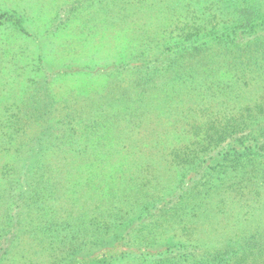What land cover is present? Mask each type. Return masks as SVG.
Masks as SVG:
<instances>
[{"label": "rangeland", "instance_id": "374dc122", "mask_svg": "<svg viewBox=\"0 0 264 264\" xmlns=\"http://www.w3.org/2000/svg\"><path fill=\"white\" fill-rule=\"evenodd\" d=\"M213 1L0 0V264H212L264 229V181L217 176L264 144V53L187 57L264 0Z\"/></svg>", "mask_w": 264, "mask_h": 264}, {"label": "trees", "instance_id": "16d2710c", "mask_svg": "<svg viewBox=\"0 0 264 264\" xmlns=\"http://www.w3.org/2000/svg\"><path fill=\"white\" fill-rule=\"evenodd\" d=\"M211 4H218L219 6L223 5V3L219 2L218 0L211 2ZM246 10L248 9L246 8ZM246 10L243 11L247 12ZM248 12L253 15L250 21H240L237 18L235 25L231 27H222L223 30L222 28L218 29L217 26H211L208 28L204 27L207 31V34L204 36V39L199 38L197 41L193 42V47L191 49L192 52L187 55V57L189 56V59L192 60V64L200 65L202 61L199 60L198 57H200L206 51V49H210V45L213 43L216 45L219 44L220 46L223 44L225 47L235 46L232 48H236L238 51L242 49H250L249 52L260 51L264 53V45H258L255 41L256 37L264 36V15L260 14V11L248 10ZM246 36H251L253 38L247 37L249 40L244 42L243 38H245ZM240 38H242L240 40L241 42L239 41ZM181 58L183 57L181 56ZM182 62L183 60L180 59L175 62L169 59L166 71H168V68L176 66L177 63ZM219 62H221V57H214L208 61V63ZM192 70L193 68H191V71ZM210 92L215 93V90H211ZM260 97H262V95ZM257 109L258 114L261 117H264V103L258 106ZM261 120H263L262 122L264 124V119ZM194 128L197 130L201 129L202 126L196 124L194 125ZM226 130L227 129H225V131ZM258 133L259 137L264 138V130H260V132L258 131ZM208 137L210 139L213 138L212 136ZM218 139L220 140L221 138ZM243 155L244 157H242ZM242 156V158L236 157V159H231L230 165L221 166V168H219L220 170H217V176L221 181L219 185L231 183L227 186V188H231V186L238 184L241 185V190H247L249 185L256 186L257 184H260L264 181V158L262 160H259V156H264V144L262 146H258L257 150L252 153H247V150H244ZM183 161L184 160L181 159V162ZM186 173L188 172H184L182 176H180V179L183 180L186 176ZM208 179L210 178L208 177ZM203 185V187H205V184ZM219 185L217 187V190L219 192L214 191V194L212 195H216V197H221L220 202L223 205L224 202L226 203V201H224V195L226 194V192L220 191ZM137 187L139 188L138 184ZM212 189H215V185L213 184ZM207 193H209L208 190H206V194ZM249 193L251 194V192ZM253 202H255L254 206L258 208V215L261 216L260 212L262 211L264 206V198L263 193L261 191L254 192ZM199 216V219L205 218L201 213L199 214ZM176 221L183 222L182 217L176 219L175 222ZM262 225L264 224L262 223ZM219 242H221V244H218V246H216L218 242L215 241L210 244L211 247H205V249L202 251L204 252L203 256L210 255L209 258L212 264H229L230 262L231 264H264V229L259 230L255 233L249 226H247L243 228L241 233L228 234L222 237ZM213 244L215 248L213 247ZM180 259L188 261L189 257H185V259L180 257Z\"/></svg>", "mask_w": 264, "mask_h": 264}]
</instances>
